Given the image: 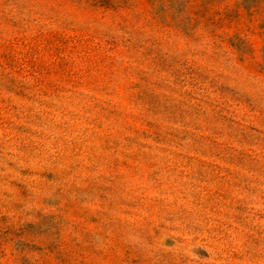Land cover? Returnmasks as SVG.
I'll use <instances>...</instances> for the list:
<instances>
[{"label": "rangeland", "instance_id": "1", "mask_svg": "<svg viewBox=\"0 0 264 264\" xmlns=\"http://www.w3.org/2000/svg\"><path fill=\"white\" fill-rule=\"evenodd\" d=\"M0 264H264V0H0Z\"/></svg>", "mask_w": 264, "mask_h": 264}]
</instances>
